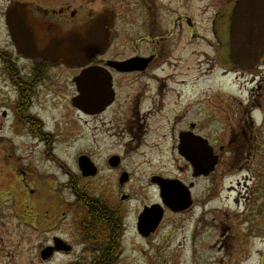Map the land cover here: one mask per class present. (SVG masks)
Segmentation results:
<instances>
[{
  "label": "flooded vegetation",
  "instance_id": "af4514ba",
  "mask_svg": "<svg viewBox=\"0 0 264 264\" xmlns=\"http://www.w3.org/2000/svg\"><path fill=\"white\" fill-rule=\"evenodd\" d=\"M238 1L0 0V19L3 20L9 39V44L0 49L2 75H8L7 83H3L16 90L14 93L20 106L14 118L17 128L13 129L17 134L21 133L29 144L36 147L34 149L39 150L46 162L68 179L64 188H69L73 194V208L81 207L86 213V216L76 218L66 204L64 209L53 207L47 210L50 224L45 232L49 238L46 246L40 250L42 264L51 263L60 256L76 255V237L81 244L89 246L90 251L95 250L92 253L97 258L93 264H117L122 258V240L133 209L137 231L140 216L150 208L162 207L165 215L174 213L163 204L161 198L166 188L183 189L186 193L184 187H187L194 199L192 192L198 180L205 176L195 177L192 162L183 152L189 149L188 152H195L201 157L204 146L211 156L214 152L211 141L203 139L200 134L202 110L194 107L195 102L186 103L188 90L200 91L199 87H195L199 80L194 71L192 81L183 79L187 71L185 64L181 61L171 62L169 52L181 54L187 49L200 51L204 44L209 51L217 54L219 66L227 73H247L254 79L259 78L257 87L262 91L264 72L261 69L264 61L256 68L260 71L254 69L247 72L237 69L229 59L231 17ZM16 5L24 6V12L28 15L27 25L41 36V40H44V34L49 29H53V33L61 39L80 37L82 42L91 33L108 36L109 45L101 55L77 67L66 64L62 58L41 63L24 58L18 53L7 24V13ZM118 42L123 43V52H130L128 57L111 56ZM169 68L171 73L167 74ZM58 77L65 79L73 91L67 95L58 92V96H64L61 102L66 101L62 104L64 114L53 116L48 123L33 114L32 108L38 93L32 91L42 88L41 85L48 88L49 80ZM81 79L84 104L82 109H78L73 101L79 96V84L76 81L80 82ZM67 90H70L69 87ZM91 96L95 100L94 106L91 104ZM145 103H148V108ZM185 107L194 117L193 121L188 120L191 118L189 115L186 117ZM100 117H103L100 122L103 128H93L92 135L89 130L84 135L78 130L85 128L83 126L88 123L87 120ZM108 126L111 128H106ZM151 134H155L154 139ZM96 139H104L105 144L110 142L106 145L105 156L98 158L96 152V156L91 151L81 152L72 158L76 170L69 168L58 152V149L67 151L74 147L78 140L89 141L92 147H98ZM170 143L168 157L176 161L178 156L189 163L192 172L190 181L180 174L177 165L174 172L162 169L149 174L147 167H141L149 155H154L151 152L155 153V150ZM26 172L34 176L31 179L33 185L28 187L29 194L50 197V202L57 205L59 190L62 188L59 186V177L56 174L42 177L32 167H27L25 171L18 170L19 179L15 176L12 179L15 182L13 194L26 196L19 177V173L22 175ZM89 184L90 187L98 188V195L92 188L88 195L86 186ZM151 190L157 194L155 202L147 199ZM20 202L11 210L0 205V248L12 250L13 257L17 259L25 256L23 249L27 241V230L38 231L36 222L27 221L25 209ZM158 210L161 211V208ZM69 214L73 226L70 239H66L59 237L58 224L60 220L67 219ZM41 219L39 217L38 223ZM98 234L101 240H89L91 235ZM59 240L65 244L58 245ZM54 246L55 249L60 247L71 251L56 250L51 258L43 261L41 252ZM79 258L86 257L82 253Z\"/></svg>",
  "mask_w": 264,
  "mask_h": 264
},
{
  "label": "rangeland",
  "instance_id": "374dc122",
  "mask_svg": "<svg viewBox=\"0 0 264 264\" xmlns=\"http://www.w3.org/2000/svg\"><path fill=\"white\" fill-rule=\"evenodd\" d=\"M3 24L0 19V49L9 44ZM122 47L123 43L118 42L114 47L117 49L111 56L128 57L130 52H123ZM169 53L171 62L181 61L180 63L185 64L187 71L183 79L192 81L194 71L196 79L199 80L195 87H199L200 91L188 90L186 103L195 102L194 107L202 110L200 134L203 139L211 141L214 152L212 156L218 161L215 166L217 169L208 177L198 180L192 192L195 201L193 208L190 207L180 214L166 213L157 232L149 239L138 235L133 209L122 240V258L117 264H264V94L257 93H264V87L259 91L257 86L260 79H254L247 73H227L219 66L220 59L217 54L209 51L204 44L200 51L187 49L181 54ZM259 65L261 64L255 65L253 70ZM170 69H167V74L171 73ZM261 71L264 72V64ZM7 79L8 75H2L0 66V205L11 210L21 201L27 221L36 222L38 231L27 230V241L23 249L25 256L21 259L14 258L12 250L0 248V264H42L40 250L46 246L49 238L45 232L50 224L47 210L53 207L64 209L67 205L76 218L86 216V213L81 207L73 208V194L69 188H64L68 179L46 162L39 150L34 149L36 147L29 144L21 133L17 134L13 129L17 128L14 118L20 106L14 93L16 90L3 83ZM47 84L48 88L41 85L42 88L32 91L38 93L32 112L50 123L53 116L64 114L62 104L66 101L61 102L64 98L61 95L71 93L73 88L61 77L49 80ZM68 87L70 90H67ZM58 92L60 96L57 95ZM145 105L146 108L149 107L148 103ZM185 115L191 117L188 120H194L189 109ZM102 118L89 119L83 126L85 128L78 130L83 135L89 130L92 135L93 128H103L100 123ZM151 137L154 139L155 134H151ZM96 141L98 147L95 148L89 141L78 140L74 147L67 151L58 149V152L69 168L76 170L72 158L79 156L81 152L91 151L93 156H96V152L98 158L105 156L106 145L110 142L105 144L104 139ZM170 145L171 143L160 147L155 153L151 152L154 155H149L145 160L147 162L141 167H147L149 174L162 169L174 172L177 165L176 169L180 174L190 181L192 172L189 163L178 156L176 161L175 158L171 160L172 157L170 159L167 155ZM26 146L33 150L26 149ZM22 167H32L42 177L47 174H56L59 177V186L62 188L59 190L57 205L50 202V197L29 194L28 187L33 185L31 179L34 176L27 172L22 175L19 173L26 196L13 194L15 182L12 179L14 176L19 179L18 170L25 171ZM86 187L88 195L91 194L90 188L98 195V188L90 187V184ZM147 199L155 202L157 194L151 190ZM70 214L67 219L59 221V237L70 239L73 226ZM39 217H42L41 226L38 223ZM76 238V255L60 256L48 264H93L97 258L92 253L95 250L90 251L89 246L81 244L78 237ZM82 253L85 259L79 258Z\"/></svg>",
  "mask_w": 264,
  "mask_h": 264
},
{
  "label": "water",
  "instance_id": "95a60500",
  "mask_svg": "<svg viewBox=\"0 0 264 264\" xmlns=\"http://www.w3.org/2000/svg\"><path fill=\"white\" fill-rule=\"evenodd\" d=\"M24 11V6L16 5L12 8L7 15V24L18 53L36 63L54 62L62 58L66 64L77 67L102 54L109 45L108 36L91 33L86 37V41L82 42L80 37L61 39L53 33V29H49L44 34V40H41V36L27 25L28 15ZM230 48L229 59L236 67L252 70L260 63L264 57V0L238 1L231 17ZM76 83L79 84L81 96L74 102L82 109L84 104L83 90H81L82 79L80 82L77 80ZM94 102V97L91 96L92 106ZM185 150L183 155L192 162L196 176H208L214 171L218 163L217 158H213L205 146L201 157L195 152H188L189 149ZM163 198L166 205L176 212L185 211L192 205L189 193H185L183 189L166 188ZM163 216V211H159L157 207L146 210L139 218V234L144 238L150 237L158 229ZM59 244L64 243L58 241ZM55 250V248L45 249L42 252V259L48 260ZM57 250L70 251L60 247Z\"/></svg>",
  "mask_w": 264,
  "mask_h": 264
},
{
  "label": "trees",
  "instance_id": "16d2710c",
  "mask_svg": "<svg viewBox=\"0 0 264 264\" xmlns=\"http://www.w3.org/2000/svg\"><path fill=\"white\" fill-rule=\"evenodd\" d=\"M91 240H96V238H94V239H93V238H91Z\"/></svg>",
  "mask_w": 264,
  "mask_h": 264
}]
</instances>
